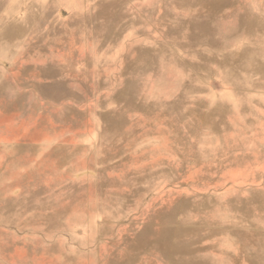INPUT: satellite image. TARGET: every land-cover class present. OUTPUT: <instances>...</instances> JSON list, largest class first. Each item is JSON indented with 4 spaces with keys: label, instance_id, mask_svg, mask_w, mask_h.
<instances>
[{
    "label": "rangeland",
    "instance_id": "374dc122",
    "mask_svg": "<svg viewBox=\"0 0 264 264\" xmlns=\"http://www.w3.org/2000/svg\"><path fill=\"white\" fill-rule=\"evenodd\" d=\"M0 264H264V0H0Z\"/></svg>",
    "mask_w": 264,
    "mask_h": 264
}]
</instances>
